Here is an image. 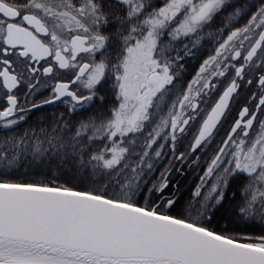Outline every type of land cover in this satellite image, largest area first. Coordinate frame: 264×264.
I'll return each instance as SVG.
<instances>
[{"label":"snow or ice","instance_id":"obj_1","mask_svg":"<svg viewBox=\"0 0 264 264\" xmlns=\"http://www.w3.org/2000/svg\"><path fill=\"white\" fill-rule=\"evenodd\" d=\"M0 264H264V0H0Z\"/></svg>","mask_w":264,"mask_h":264}]
</instances>
